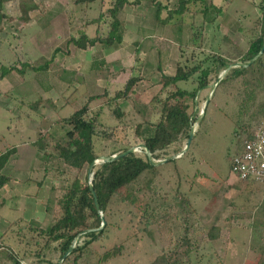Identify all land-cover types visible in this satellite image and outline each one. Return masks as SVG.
Here are the masks:
<instances>
[{
  "label": "rangeland",
  "instance_id": "374dc122",
  "mask_svg": "<svg viewBox=\"0 0 264 264\" xmlns=\"http://www.w3.org/2000/svg\"><path fill=\"white\" fill-rule=\"evenodd\" d=\"M74 1L35 0L38 8L31 10L27 23L18 19L15 1L5 4L10 19L0 21V66L19 67V62L34 68L48 65L39 71L28 68L24 74L12 71L0 80V152L27 143L17 153L21 171L14 174L11 164L1 171L9 180L11 175L18 176L23 187L19 203L7 202L0 195V243L21 258L20 264H66L63 255L54 250L57 243L45 248L46 238L37 230L47 228L59 216L54 211L56 202L72 177L90 185L98 163L91 169L89 165L72 169L56 156L48 158L37 151L32 142L44 134L47 150L56 143L64 144L57 120L100 94L99 99L91 97L89 115L96 113L101 134L111 136H95V160L133 149L156 164V170L151 179L146 176L138 181L140 191L133 186L139 198L135 204L116 196L108 199L104 212L99 213L104 231L88 243L77 264H147L171 251L185 227L195 244L189 258L178 264H254L259 232L252 212L264 196V185L246 183L230 173L240 89L218 82L229 68L245 64L238 60V48H245L258 32L253 24L255 14L260 16L255 6L259 0H127L116 13L122 24V41L108 47L98 43L77 47L74 41L82 34L90 38L97 29H106L110 0ZM204 6L208 8L207 21L201 13ZM219 52L234 63L218 76L211 72L209 85L194 99H182L194 118L188 149L182 153L188 139L183 137L148 153L135 128L156 122L160 108L156 100L163 99L168 90L161 76H172L177 64L190 67ZM63 69L65 73H61ZM131 75L137 77L132 91L113 100L114 92L122 89ZM196 77L197 72L187 81H178L177 86L191 91L197 85ZM23 99L41 101L27 104ZM259 100L264 101V95ZM114 107L122 111L120 118L113 113ZM260 117L254 120L260 122ZM145 180H151L150 189L142 188ZM101 193L107 196L102 188ZM175 194L188 200L184 210L177 206L181 201H174ZM157 198L160 211L173 206L165 233H159L147 216L153 208V212L159 210ZM213 224L220 228V236L209 240L205 232ZM84 241L83 233L78 234L71 246H81ZM116 246H121L120 253L102 260L103 254ZM41 250L43 254H38Z\"/></svg>",
  "mask_w": 264,
  "mask_h": 264
},
{
  "label": "trees",
  "instance_id": "16d2710c",
  "mask_svg": "<svg viewBox=\"0 0 264 264\" xmlns=\"http://www.w3.org/2000/svg\"><path fill=\"white\" fill-rule=\"evenodd\" d=\"M10 1L16 2L18 19L23 23H27L30 20L29 13L31 10L38 8L35 0H0V21L3 18L9 17L5 13L4 8L5 4ZM87 1L89 0H75L74 2L78 4L79 2ZM152 1L156 2L155 0ZM126 3L127 0H110L108 8L110 18L109 20H105L107 23L106 29L104 31L97 29L96 35L90 38L82 34L81 37L75 39V45L77 47H81L84 44L94 46L98 43L108 47L115 43L119 44L122 41V24L116 18V13L123 10ZM255 6L260 11V16L259 14H255L257 18L255 17L256 20L253 24L258 32H256L257 34L248 42L245 48H238V60L245 64L243 66L229 68L218 82V85L229 83L235 91L236 89H240L238 92L239 100L236 110H234L236 129L233 131V134L236 140L234 143V153L230 156L229 161L240 150L242 141L252 134L254 127L264 121V101L259 100L260 96L264 95V53L257 56L264 43V0H259ZM201 13L203 14V21H207L208 8L206 6L201 9ZM156 16L158 17V12ZM101 17L102 15H99L98 19ZM71 41H73L72 38ZM216 46L218 45L216 44ZM205 62L207 63L204 64ZM233 63L234 61L232 59H228L219 52V54H208L204 59H200L197 64L190 67L177 64L172 76L164 74L161 76L162 85L168 88V90H165L163 99L159 98L156 100L160 104L159 116L156 122L151 125L140 128V130L135 128V131L139 134L140 142L148 153H155L183 137H188V131L194 118L193 115L188 113L187 105L182 102V99L186 96L194 99L200 90L209 85V75L211 72H214L218 76L219 72L228 68ZM19 64V67L12 66L5 68L4 66H0V80L12 71L24 74L28 68L34 71L44 70L48 62L36 68L29 63L24 64L23 62H19ZM65 72L64 69L61 70V73ZM195 72H197V85L193 90L188 91L177 86L178 81H187ZM64 79L61 76L59 78V80L63 81ZM67 81L69 83L71 80ZM136 81L137 77L135 75L129 76L122 89L114 92L112 99L118 100L119 98L125 97L128 92L132 91V86ZM68 83L66 86H70ZM105 93L104 91L103 96H105ZM91 97L93 99H99L102 96L97 94ZM91 97L70 115L60 117L57 120L62 130L60 134L62 136L60 138L62 140L65 139L64 144L56 143L50 147L51 150H47L46 135L43 134L33 140L32 144L35 149L44 152V155L48 158L56 156L72 169L79 170L84 165L91 164L98 156L94 145L95 136H111V133L101 134L98 128L100 122L97 121L96 113L89 115L88 103L91 102ZM23 101L27 104H36L41 99L31 101L23 99ZM118 107H114L112 111L117 118H120L122 111ZM257 117H260L258 118V120H261L260 122L254 120ZM252 120L255 122H251ZM15 152V145H11L0 152V189L10 179L2 174L1 170L7 163L9 157ZM155 170L156 164H153L147 156L143 157L135 153L119 156L116 159L110 158L108 161L98 163L93 167L90 184L96 195V202L88 182L86 180L82 182L77 176L72 177L68 186L64 188L62 196L56 202L57 205L54 211L59 216L55 217L52 224L47 228L37 230L40 236L46 238L45 248L50 247L52 243H57L56 246H53L54 250L59 251L62 256L71 247L74 238L78 234L83 233L84 243L81 246L72 247L63 260L66 264H77L88 243L96 239L104 231V225L100 229L97 228L101 225L99 213L104 212L108 199L116 196L123 201L135 204L139 201V198L134 191L136 189L141 190L137 185L138 181L146 176L151 179V174L153 175ZM143 185V189H150L151 180H145ZM133 186L136 187L135 190H133ZM101 188L106 191V197L102 195ZM173 199L174 201H181L177 205L180 210H184L189 205L187 199L177 197L176 194ZM158 203L159 206L156 209L159 210L153 212V208L148 212L150 214L147 216L148 218H152L151 222L156 225L159 233H165L167 231L166 223L173 213L171 211L173 206H168L167 208L164 206L163 210L160 211L162 208L160 207L161 202L158 201ZM184 205L185 207H183ZM147 211L148 209L145 208L144 212ZM153 213H156V216ZM252 222L257 226L259 232L258 253L254 264H264V196L252 212ZM28 226L31 230H34L31 224ZM219 236L220 228L215 224L210 226L205 232V237L209 240L217 239ZM192 238L190 231L188 232L187 227H185V231L178 237L171 251L157 255L147 264H178L185 259L187 260L195 244ZM120 249L121 246H116L107 251L103 254L102 260L106 261L120 253ZM39 253L43 254V251H38ZM20 261L21 258L9 246L0 243V264H20Z\"/></svg>",
  "mask_w": 264,
  "mask_h": 264
},
{
  "label": "built area",
  "instance_id": "2783aa9c",
  "mask_svg": "<svg viewBox=\"0 0 264 264\" xmlns=\"http://www.w3.org/2000/svg\"><path fill=\"white\" fill-rule=\"evenodd\" d=\"M230 173L241 181L264 185V121L254 127L232 156Z\"/></svg>",
  "mask_w": 264,
  "mask_h": 264
},
{
  "label": "crops",
  "instance_id": "0c3cea01",
  "mask_svg": "<svg viewBox=\"0 0 264 264\" xmlns=\"http://www.w3.org/2000/svg\"><path fill=\"white\" fill-rule=\"evenodd\" d=\"M229 8L230 7H228V10H229ZM233 12H234L235 15H237V12L235 10ZM229 36L231 38H232V36L234 37V35L232 33ZM263 53H264V51H263ZM21 137H22V135H21ZM23 142L24 143L21 144V145H17V146L15 145L16 146V152L9 157L7 163L2 168L3 171L5 170L6 166L9 165V164H11L12 169L14 171H16V172H14V174L17 173L18 171H21V167H20L21 165H20V163L16 162V159L18 158L17 153H18L19 149L23 145H26L27 144L26 141H23ZM12 161L14 162V164H12ZM6 175H9V174H6ZM10 177H11V180H9L7 182V186L4 188V190L0 189V195L2 197H4V199H7V202H9L11 200H14V203L13 204H16L17 201H18V203L20 202L19 197L22 195L21 188L23 186L22 185L20 186V182L18 181L19 180L18 176L17 177H14V176L11 175ZM12 180H14V181H12ZM11 183H13V184H11ZM15 193H17V194H15Z\"/></svg>",
  "mask_w": 264,
  "mask_h": 264
},
{
  "label": "water",
  "instance_id": "95a60500",
  "mask_svg": "<svg viewBox=\"0 0 264 264\" xmlns=\"http://www.w3.org/2000/svg\"><path fill=\"white\" fill-rule=\"evenodd\" d=\"M263 10H264V9H263ZM263 51H264V43H263V45H262V47H261V50H260V52L258 53L257 56H260V55L263 53ZM193 135H194L193 129L190 128V131H189V134H188L187 143H186L185 148H183L182 153L185 152V151L188 149V147H189V143H190V140H191V138L193 137ZM129 153H133V149H128V150L123 151V152H121V153H119V154L111 155L110 157H103V159L100 160L99 162H98L97 160H94L91 164H89V169H91V168L93 167V165H95L96 163H102V162L108 161L110 158H111V159H116V158L119 157V156H123V155L129 154ZM164 161H165V160H164ZM90 189H91V191H92V195H93L94 200H95V202H96V195H95V193H94V191H93V187H92L91 185H90ZM103 225H104V219H103L102 216H101V225H100V227H102ZM84 232H85V231H84ZM71 249H72V246H71V247H70V248H69V249L63 254L62 259H64V257L69 253V251H70Z\"/></svg>",
  "mask_w": 264,
  "mask_h": 264
}]
</instances>
